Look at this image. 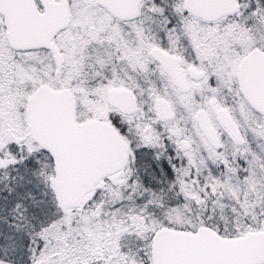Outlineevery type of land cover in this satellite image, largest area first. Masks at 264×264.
Here are the masks:
<instances>
[{
	"label": "snow or ice",
	"instance_id": "6c2138e0",
	"mask_svg": "<svg viewBox=\"0 0 264 264\" xmlns=\"http://www.w3.org/2000/svg\"><path fill=\"white\" fill-rule=\"evenodd\" d=\"M0 264H264V0H0Z\"/></svg>",
	"mask_w": 264,
	"mask_h": 264
}]
</instances>
